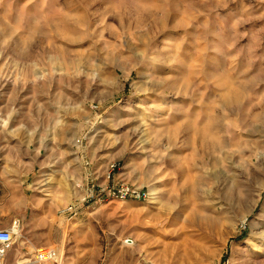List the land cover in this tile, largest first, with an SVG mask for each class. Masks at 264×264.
<instances>
[{
  "label": "rangeland",
  "instance_id": "obj_1",
  "mask_svg": "<svg viewBox=\"0 0 264 264\" xmlns=\"http://www.w3.org/2000/svg\"><path fill=\"white\" fill-rule=\"evenodd\" d=\"M263 156L264 0H0L11 261L264 264Z\"/></svg>",
  "mask_w": 264,
  "mask_h": 264
},
{
  "label": "built area",
  "instance_id": "obj_2",
  "mask_svg": "<svg viewBox=\"0 0 264 264\" xmlns=\"http://www.w3.org/2000/svg\"><path fill=\"white\" fill-rule=\"evenodd\" d=\"M112 196H117L120 198H125L126 196H136L137 198H142L141 195L136 191H130L126 188H120L117 192H113ZM82 201H85L84 199ZM81 201V202H82ZM79 209L78 204H70L64 207L61 212L63 214L72 215L76 214ZM20 225L19 220H13L8 227L0 228V264H45L53 260L55 250L47 247L35 248L34 251L28 258H18L11 261L10 251L13 246V238L15 233V228Z\"/></svg>",
  "mask_w": 264,
  "mask_h": 264
},
{
  "label": "bare ground",
  "instance_id": "obj_3",
  "mask_svg": "<svg viewBox=\"0 0 264 264\" xmlns=\"http://www.w3.org/2000/svg\"><path fill=\"white\" fill-rule=\"evenodd\" d=\"M261 162L264 164V156L261 158ZM258 188V187H257ZM264 190V180L262 181L260 187L258 188V195H256L255 199L252 201V203H250V207L251 209L256 205V203L258 202V198L260 197V193ZM251 198V197H250ZM249 200V199H248ZM252 211V210H251ZM195 212V211H194ZM192 214V213H191ZM195 213H193V215H195ZM197 216V215H195ZM201 216V215H200ZM258 224V223H257ZM264 232V231H263ZM15 233L16 235H20V226H18L17 228H15ZM260 236V235H259ZM264 237V236H263ZM261 239V238H260ZM263 239V238H262ZM129 244H133L131 242H129ZM138 249V247H137ZM141 251V250H140ZM156 254H154L153 256H155ZM165 255V254H164ZM169 255V254H167ZM175 256V255H174ZM179 259V258H178ZM174 257H173V254H172V257H169V258H165L163 260H160L161 264H172L174 262ZM156 262V261H155ZM177 262V261H176ZM182 263V262H181ZM160 264V263H159Z\"/></svg>",
  "mask_w": 264,
  "mask_h": 264
},
{
  "label": "crops",
  "instance_id": "obj_4",
  "mask_svg": "<svg viewBox=\"0 0 264 264\" xmlns=\"http://www.w3.org/2000/svg\"><path fill=\"white\" fill-rule=\"evenodd\" d=\"M13 175V172H10V170H8L7 168H0V181L3 183H7L10 176ZM11 207L9 208L8 206V202L7 204L4 206L5 208H3V206L0 205V215L5 213H8L10 211V209L12 208V204L10 205Z\"/></svg>",
  "mask_w": 264,
  "mask_h": 264
}]
</instances>
